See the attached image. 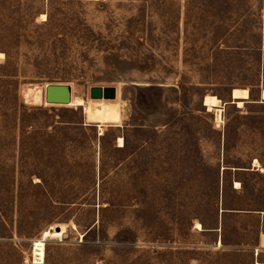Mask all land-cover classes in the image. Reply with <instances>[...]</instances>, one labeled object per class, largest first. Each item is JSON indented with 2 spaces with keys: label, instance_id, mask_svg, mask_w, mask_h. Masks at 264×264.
<instances>
[{
  "label": "rangeland",
  "instance_id": "374dc122",
  "mask_svg": "<svg viewBox=\"0 0 264 264\" xmlns=\"http://www.w3.org/2000/svg\"><path fill=\"white\" fill-rule=\"evenodd\" d=\"M0 54V264H264V0H0Z\"/></svg>",
  "mask_w": 264,
  "mask_h": 264
},
{
  "label": "bare ground",
  "instance_id": "6f19581e",
  "mask_svg": "<svg viewBox=\"0 0 264 264\" xmlns=\"http://www.w3.org/2000/svg\"><path fill=\"white\" fill-rule=\"evenodd\" d=\"M42 18L44 19L45 16H43ZM1 57H3V54H0V58ZM232 95H233V100H235V105L240 109L244 107L245 104L244 100L248 101L250 99V92L247 89H234ZM262 96L264 100V90L262 91ZM33 101L35 102L43 101L44 105L63 106V105L47 104L45 102V99L44 98L42 99L41 95L38 94H35V100ZM70 106L86 107L85 113L87 115L88 120L93 121L99 126L100 134H102L104 131L103 127L111 124L120 123L121 117L119 114L118 106L113 105L107 100H91L89 104L86 106L85 102L82 99H72L70 105H65V107H70ZM204 106L208 108L209 112L216 113V121L217 123L220 124L222 122V112H223L222 102L217 97L208 95L204 98ZM118 143L120 148L123 147L124 141L121 138L119 139ZM254 165L255 168L260 166L258 161H255ZM239 187L240 184L236 183V188ZM57 228L51 227L48 231L43 233L42 238L40 240L38 239L36 240V242H34L32 247V257L34 260V264H44L45 256H46L45 244L48 239L63 238L64 234L66 233V228L64 226L59 227L60 230H57ZM197 230L203 231V228L200 224H197ZM259 245H260L259 248L264 251V233L260 235Z\"/></svg>",
  "mask_w": 264,
  "mask_h": 264
},
{
  "label": "water",
  "instance_id": "95a60500",
  "mask_svg": "<svg viewBox=\"0 0 264 264\" xmlns=\"http://www.w3.org/2000/svg\"><path fill=\"white\" fill-rule=\"evenodd\" d=\"M233 98V95H232ZM91 100H111L117 99V89L115 87H94L90 90ZM263 99V96H262ZM72 101V88L68 85H48L46 88L45 102L54 105H70ZM263 100H260V103ZM230 103L235 104L232 100ZM225 103V105L230 104ZM60 230V228H57Z\"/></svg>",
  "mask_w": 264,
  "mask_h": 264
},
{
  "label": "crops",
  "instance_id": "0c3cea01",
  "mask_svg": "<svg viewBox=\"0 0 264 264\" xmlns=\"http://www.w3.org/2000/svg\"><path fill=\"white\" fill-rule=\"evenodd\" d=\"M232 94H233V93H232ZM232 94H231V99H230V101H229V102H225V103H230V102L233 100V98H232ZM260 100H263V99H262V92H261V94L259 95V100L256 101V103H260ZM234 101H235V100H234ZM248 101H250V99H249ZM225 103H224V105H225ZM244 103H245V104L248 103L247 100H244ZM263 103H264V100H263L260 104H263ZM230 104H232V103H230ZM245 104H244V105H245ZM227 105H229V104H227ZM234 105H235V104H234ZM225 106H226V105H225ZM259 240H260V237H259ZM220 243L222 244V240H220ZM259 247H260V245H259V241H258V248L255 249L257 255H259V253L263 251V250H261ZM258 250H259V252H258Z\"/></svg>",
  "mask_w": 264,
  "mask_h": 264
}]
</instances>
